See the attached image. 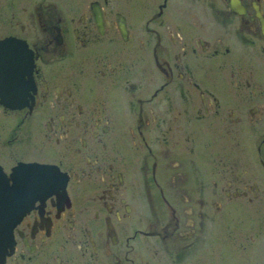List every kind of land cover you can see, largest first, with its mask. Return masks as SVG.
<instances>
[{
  "label": "flooded vegetation",
  "instance_id": "flooded-vegetation-1",
  "mask_svg": "<svg viewBox=\"0 0 264 264\" xmlns=\"http://www.w3.org/2000/svg\"><path fill=\"white\" fill-rule=\"evenodd\" d=\"M263 200L264 0H0V264H264Z\"/></svg>",
  "mask_w": 264,
  "mask_h": 264
},
{
  "label": "rangeland",
  "instance_id": "rangeland-1",
  "mask_svg": "<svg viewBox=\"0 0 264 264\" xmlns=\"http://www.w3.org/2000/svg\"><path fill=\"white\" fill-rule=\"evenodd\" d=\"M250 153H251V152H250ZM254 155L257 156L256 151H255ZM253 202H254V201H252L251 204H253ZM263 202H264V200H263ZM251 204H250V205H251ZM247 209H248V210H247ZM251 209H252V208H246V207H244V211L241 212L242 220H240V223H241V226L243 225L244 230H246V227H247V225H248L246 222H248V221H252V220H254V219L256 218V216H254V213L252 212ZM249 210H251V211H249ZM225 253H226V251H224V249L221 250V252H220L221 255H225ZM223 259H224V258H222V260H223ZM217 260L219 261V259H217Z\"/></svg>",
  "mask_w": 264,
  "mask_h": 264
},
{
  "label": "water",
  "instance_id": "water-1",
  "mask_svg": "<svg viewBox=\"0 0 264 264\" xmlns=\"http://www.w3.org/2000/svg\"><path fill=\"white\" fill-rule=\"evenodd\" d=\"M34 164H31L30 166H33ZM12 241H11V233L9 231V234H2L0 232V255L2 257L3 255V251L6 247H8L9 245H11Z\"/></svg>",
  "mask_w": 264,
  "mask_h": 264
},
{
  "label": "bare ground",
  "instance_id": "bare-ground-1",
  "mask_svg": "<svg viewBox=\"0 0 264 264\" xmlns=\"http://www.w3.org/2000/svg\"><path fill=\"white\" fill-rule=\"evenodd\" d=\"M2 235V234H1Z\"/></svg>",
  "mask_w": 264,
  "mask_h": 264
}]
</instances>
